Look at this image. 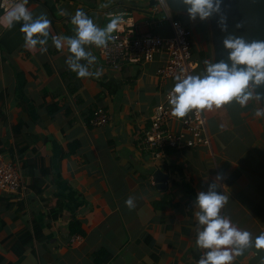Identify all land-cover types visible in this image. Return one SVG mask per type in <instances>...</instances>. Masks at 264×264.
Masks as SVG:
<instances>
[{"label": "crops", "instance_id": "1", "mask_svg": "<svg viewBox=\"0 0 264 264\" xmlns=\"http://www.w3.org/2000/svg\"><path fill=\"white\" fill-rule=\"evenodd\" d=\"M155 4L29 0L27 6L34 15L47 13L51 34L74 35L70 17L60 10L82 8L100 26L119 15V28L171 36L167 15L155 12ZM3 12L0 154L19 164L25 190H0V264H197L205 250L195 247L194 197L217 173L224 176L218 190L230 196L222 214L253 238L264 232V123L255 116V99L245 107L232 102L204 110L210 147L156 157L139 142L174 84L157 75L164 54L114 70L102 61L100 48L89 45L97 57L90 70L101 68L102 75L78 78L65 63L67 47L57 50L50 35L47 52L29 50L20 24L7 27ZM173 18L192 31L193 73L201 71L213 60L207 21ZM98 108L111 114L108 125H90ZM158 171L167 177L164 183L154 177ZM129 196L135 208L125 205ZM72 221L82 224L84 235H71ZM26 233L34 240L19 257L14 247ZM233 264H264V250L246 249Z\"/></svg>", "mask_w": 264, "mask_h": 264}, {"label": "clouds", "instance_id": "2", "mask_svg": "<svg viewBox=\"0 0 264 264\" xmlns=\"http://www.w3.org/2000/svg\"><path fill=\"white\" fill-rule=\"evenodd\" d=\"M28 2L13 0L11 4L0 3V7L4 8L2 20L6 26L11 28L20 24L25 47L35 50L39 46L41 53L47 52L51 35L57 50L63 51L67 47L65 63L78 78L101 76V68L90 70L95 66L97 57L87 46L106 48L114 39L113 33L119 30L122 17L113 15L106 25L100 26L82 8H77L74 14L61 9V15L70 17L75 34H51L52 20L47 13L34 15L27 6ZM223 2L182 0L189 19L203 21L217 14L221 31L227 32ZM222 43L227 51L226 59L205 61L204 69L199 72L186 74L182 69L174 76L175 83L166 94L173 116L183 118L193 110L211 111L232 102L245 107L250 99L260 101L262 94L256 88L264 85V40H248L244 36L228 33ZM255 116L264 117V108L258 107ZM223 179V174L217 173L207 190L197 192L194 197L197 221L195 247L205 250L199 255L197 264H233L246 249L264 250V232L253 238L249 230L238 227L229 216L222 214L230 199L228 193L218 190L223 186ZM124 203L130 209L136 207L132 196Z\"/></svg>", "mask_w": 264, "mask_h": 264}, {"label": "built area", "instance_id": "3", "mask_svg": "<svg viewBox=\"0 0 264 264\" xmlns=\"http://www.w3.org/2000/svg\"><path fill=\"white\" fill-rule=\"evenodd\" d=\"M13 0H0L11 4ZM1 9H4L0 7ZM155 12L163 11L172 27V35L162 37L154 32L137 33V26L114 32V39L106 48H100L102 61L114 70H121L129 63H152L158 54L165 55L164 63L157 69L162 80H174V76L183 71L193 73L197 67L192 51V31L181 21L173 18L165 0H156L152 7ZM175 83V81H174ZM171 89V88H170ZM168 93V92H167ZM112 120L109 112L98 108L90 118L94 127L106 126ZM140 148L153 152L156 157L168 151H180L199 147H210L204 110L189 112L183 118L171 113V106L165 101L156 107L151 126L143 133ZM0 190L8 194H20L25 190V182L18 163L8 161L0 154ZM81 240V237L76 238Z\"/></svg>", "mask_w": 264, "mask_h": 264}, {"label": "water", "instance_id": "4", "mask_svg": "<svg viewBox=\"0 0 264 264\" xmlns=\"http://www.w3.org/2000/svg\"><path fill=\"white\" fill-rule=\"evenodd\" d=\"M155 3L156 0H152V4ZM165 3L172 15L188 16L182 0H165ZM222 12L227 17V32L221 31L219 15L214 14L206 19L214 62L227 57V51L224 49L222 41L228 33L244 36L248 40H264V0H224ZM237 24H240L241 27L237 28ZM256 91L262 94L260 101H256L259 107L264 108V85L256 88ZM154 177L158 183H164L167 179L162 171H158Z\"/></svg>", "mask_w": 264, "mask_h": 264}, {"label": "trees", "instance_id": "5", "mask_svg": "<svg viewBox=\"0 0 264 264\" xmlns=\"http://www.w3.org/2000/svg\"><path fill=\"white\" fill-rule=\"evenodd\" d=\"M69 229L71 235H84V230L82 228V224L78 221H72L69 224ZM42 235L41 229L39 226L34 228V238L38 239ZM33 235L31 233H26L20 237L16 246L14 247V252L20 257L23 254L25 248L32 243L34 240Z\"/></svg>", "mask_w": 264, "mask_h": 264}]
</instances>
